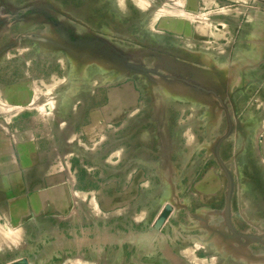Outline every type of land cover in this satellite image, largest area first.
Listing matches in <instances>:
<instances>
[{
    "label": "rangeland",
    "instance_id": "obj_1",
    "mask_svg": "<svg viewBox=\"0 0 264 264\" xmlns=\"http://www.w3.org/2000/svg\"><path fill=\"white\" fill-rule=\"evenodd\" d=\"M209 1L199 19L193 0H0V118L24 106L70 124L102 110L106 126L87 147L104 172L90 180L153 183L152 226L169 233V264H264V167L247 123L256 94L240 62L224 61L241 47L224 44L240 29L222 25L246 17L241 0ZM199 21L218 25L195 31L214 43H193ZM120 119L148 124L147 176L127 168L138 135L109 125ZM69 164L58 158L60 170Z\"/></svg>",
    "mask_w": 264,
    "mask_h": 264
},
{
    "label": "crops",
    "instance_id": "obj_2",
    "mask_svg": "<svg viewBox=\"0 0 264 264\" xmlns=\"http://www.w3.org/2000/svg\"><path fill=\"white\" fill-rule=\"evenodd\" d=\"M206 1L193 0L199 19L210 14ZM241 16L246 18L240 23L222 25L225 30L240 29L238 38L225 37L224 43L241 47L239 55L234 59L231 53L224 61L240 62L242 77L248 79L245 91L251 88L256 94L255 114L248 113L247 123L252 126L255 120L253 141L264 167V0L251 7L241 0ZM194 23L193 43H214L211 34L197 37L195 31L216 29L217 24ZM225 68L231 76L232 65ZM24 108L0 118V264H169V233L152 226L157 202L151 192L153 183L90 180V173L104 172V161L100 165V156L90 154L87 147L95 140L90 137L93 132L105 125L96 115L102 110H94L87 121L68 124L42 117L37 109L29 116ZM242 122L245 125V115ZM69 125L73 137L62 138L63 127L67 131ZM109 125L119 130L128 126L131 136L138 135L129 147L127 168L134 175L147 176L145 163L151 149L146 121L120 119ZM75 132L80 137L74 139ZM116 140L114 144L121 143ZM62 155L69 156L70 164L60 170ZM90 158L98 159L96 170L84 165Z\"/></svg>",
    "mask_w": 264,
    "mask_h": 264
}]
</instances>
